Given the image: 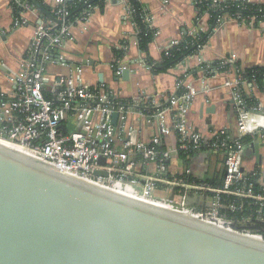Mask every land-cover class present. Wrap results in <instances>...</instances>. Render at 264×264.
<instances>
[{
	"label": "built area",
	"instance_id": "obj_1",
	"mask_svg": "<svg viewBox=\"0 0 264 264\" xmlns=\"http://www.w3.org/2000/svg\"><path fill=\"white\" fill-rule=\"evenodd\" d=\"M12 1L23 7L20 16L14 19V27L27 25L23 13L36 6H31L28 0ZM68 1L53 0L51 5V14L61 23L42 14L20 68L11 74L13 86L0 91V138L63 173L122 191L224 230L264 237L247 229L249 225L264 222V182L254 179V174L244 168L245 153L252 143L247 138L264 137V107L259 103L249 105L244 96L246 80L238 74L236 82L229 84L237 106L236 134L221 128L207 135L190 122L193 97L185 77L191 70L182 73L177 91L164 103L146 97L123 98L104 85L88 87L79 75V68L67 63L64 48L72 27L85 22L92 11L85 10L74 21H69ZM118 1L126 3L127 17L133 19L130 0ZM210 6L215 8L218 4ZM240 17L241 14L238 17L224 14L213 27V33L230 20L256 25L255 16L249 21L239 20ZM205 18L208 28L201 22ZM210 18L208 12L197 17L201 22L199 28L190 34L195 41L200 31L210 29ZM145 22L153 27L150 15L145 17ZM181 42L174 40L165 51ZM205 45L199 44L196 54L201 53ZM121 49L127 53L129 43L126 41ZM125 59L126 54L114 65L119 77L123 75ZM50 63L67 65L70 73L49 80L47 66ZM142 64L148 68L155 66L145 59ZM205 69V64L198 67V70ZM167 112L171 113L169 121L165 120ZM115 113L119 114L116 125L113 123ZM133 114L148 118L151 124L157 123L159 130L149 139L142 138L129 122ZM172 135L176 137L175 143L170 141ZM205 149L225 157V172L220 184L198 179L190 168L171 169L172 159ZM151 165L153 170L149 168ZM98 170L106 171L107 175H98ZM156 191L174 199L156 196ZM246 206H252L250 214L244 212Z\"/></svg>",
	"mask_w": 264,
	"mask_h": 264
},
{
	"label": "crops",
	"instance_id": "obj_2",
	"mask_svg": "<svg viewBox=\"0 0 264 264\" xmlns=\"http://www.w3.org/2000/svg\"><path fill=\"white\" fill-rule=\"evenodd\" d=\"M44 1L48 5L53 3V0ZM141 2L148 9L152 26L156 30L147 52L140 48L137 25L133 19L127 17L126 3L106 0L103 6L98 4L95 7L85 22L75 24L70 30L64 48L67 63L79 68V75L88 87L104 85L123 98L146 97L162 103L177 91L182 73L191 70L185 77L193 97L189 113L190 122L203 129L207 135L221 128H228L236 134L237 106L234 90L229 84L238 79V69L264 65V21L253 26L227 21L210 36L201 53L189 56L174 68L156 72L142 64V59L147 61V58H150L161 64L163 53L174 40H183L198 30L201 22L208 28V21L205 18L198 22L199 8L195 0ZM42 14L37 7L24 11L23 17L28 24L14 27L12 0H0V91L10 90L13 86L11 74L20 68L21 60L34 37ZM126 41L129 43V49L124 71L130 69L129 79H124L123 75L117 76L114 66L118 59L116 50L121 49ZM218 62L223 63L226 68L212 74L198 70L201 64ZM69 73L70 67L62 63H50L47 66L49 80ZM245 91L264 107V89L250 84L246 85ZM211 107H215V110H206ZM170 119L171 113H165V120ZM129 122L144 139H149L159 130L157 123L151 124L148 118L138 114L131 115ZM250 139L252 143L245 153L244 168L245 171L255 174L261 183L264 182V137L256 135ZM170 141L176 142L175 135L171 136ZM189 157V163L184 162L181 156L172 159L171 169L182 171L190 168L193 175L202 181L213 184L223 181L225 157L222 154L201 150ZM149 168L154 169L153 165ZM154 194L170 198L162 191H156Z\"/></svg>",
	"mask_w": 264,
	"mask_h": 264
},
{
	"label": "water",
	"instance_id": "obj_3",
	"mask_svg": "<svg viewBox=\"0 0 264 264\" xmlns=\"http://www.w3.org/2000/svg\"><path fill=\"white\" fill-rule=\"evenodd\" d=\"M245 235L156 210L0 146V264H264V245Z\"/></svg>",
	"mask_w": 264,
	"mask_h": 264
},
{
	"label": "trees",
	"instance_id": "obj_4",
	"mask_svg": "<svg viewBox=\"0 0 264 264\" xmlns=\"http://www.w3.org/2000/svg\"><path fill=\"white\" fill-rule=\"evenodd\" d=\"M43 6L51 13L52 7L48 5L44 0H39ZM106 0H90L88 3L85 0H69L67 2L68 20L74 21L78 18L85 10L93 11L95 7L100 4L103 6ZM31 6H35L32 0H28ZM133 6V20L135 21L138 29V41L142 51L147 52L149 43L154 39L156 30L149 26L145 22V17L149 15L148 9L144 6L141 0H130ZM199 8V16L203 13L208 12L211 16L210 18V29L208 31H200L198 33L197 40L192 38V36L187 35L178 46H173L168 51L163 53L162 63L157 64L150 58H147L149 64L155 63L153 67L154 71H166L171 68L176 67L180 62L184 61L187 56L194 55L198 52L199 44H206L208 39L213 34V27L216 26L218 19H220L224 14H228L232 17H238L241 14L239 20L246 19L250 20L251 17L255 16L256 24L264 21V2H248L247 0L240 1H230L227 0L222 3H218L215 0H195ZM217 3L218 7L212 8L210 5ZM91 4L92 7H89ZM12 8L14 11V17H19L20 13L23 11V7L12 1ZM53 14V13H52ZM126 51L123 49L116 50V55L118 58L125 56ZM205 71L208 74L215 73L216 70H224L226 67L223 63L205 64ZM238 74L241 75L245 80L247 85L256 84L260 88L264 89V65L255 66L246 69H238ZM245 91V90H244ZM244 96L250 106L257 105L258 102L248 96L244 92ZM247 141H251L250 137ZM207 150V149H205ZM195 152H191L190 155H194ZM190 155L181 154V159L189 163ZM257 179L256 175L253 176ZM220 184V183H219ZM252 206H246L244 212L246 214L251 213ZM248 231L252 233H258L264 235V222L255 223L248 226Z\"/></svg>",
	"mask_w": 264,
	"mask_h": 264
},
{
	"label": "bare ground",
	"instance_id": "obj_5",
	"mask_svg": "<svg viewBox=\"0 0 264 264\" xmlns=\"http://www.w3.org/2000/svg\"><path fill=\"white\" fill-rule=\"evenodd\" d=\"M0 146L3 147V148H5V149H7V150H9V151H11V152H14V153L18 154V155H20V156H22L24 158H27V159L32 160L34 162H37L39 164H43V162L41 160H39L38 158H35V157L31 156L26 150L18 147L17 145L13 144L12 142H9L7 140H4V139H1L0 138ZM53 169H55V171H59L57 168H53ZM59 172L60 173H63L61 171H59ZM63 174H65V175H67L69 177H72V178H74V179H76L78 181H81L83 183H86V184H89V185H92V186H96V187H98L100 189H103L105 191L112 192V193L117 194L119 196H122V197H125V198H128V199L135 200L136 202H139V203H141V204H143L145 206L154 208L156 210L163 211V212H166V213L175 214V215H178V216L183 217L186 220H189V221H192V222H196V223H200L202 225H206V226L211 227V228L216 229V230H224V229L218 228V227H216L214 225H211V224H207L205 222L198 221L197 219H195L192 216H189V215H186V214L173 213V212L169 211L168 209H166V208H164V207H162L160 205L152 204V203H149V202H145V201H143L141 199L133 198V197H131V195H129L127 193H124L122 191H119V190H111V189L105 188V187H103L101 185L93 184V183L89 182L88 180H86L84 178H79V177L73 176L71 174H66V173H63ZM224 232L231 233V231H229V230H224ZM242 238H245V239H248L250 241H253V242H256V243H259V244H263L264 245V239L261 236H259V235H250V234H247L245 236H242Z\"/></svg>",
	"mask_w": 264,
	"mask_h": 264
}]
</instances>
